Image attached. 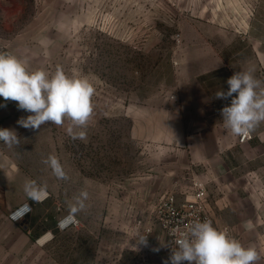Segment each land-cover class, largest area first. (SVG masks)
Returning a JSON list of instances; mask_svg holds the SVG:
<instances>
[{
  "label": "rangeland",
  "instance_id": "1",
  "mask_svg": "<svg viewBox=\"0 0 264 264\" xmlns=\"http://www.w3.org/2000/svg\"><path fill=\"white\" fill-rule=\"evenodd\" d=\"M0 36L30 71L53 74L62 67L95 87L84 141L68 135V121L31 130L17 124L31 113L10 116L7 129L21 140L18 148L6 145L12 165L46 184L63 215L80 191L89 197L86 210L76 214L77 227L47 232L49 241H31L27 255L0 257V264H164L160 250L153 251L156 244L144 246L136 238L143 235L139 221L147 223L152 215L145 197L150 188L123 186L149 166L174 168L184 154L132 138L129 111L133 106L142 114L145 108L155 116L160 105L178 106L196 92L200 104L212 99L204 115L221 118L231 98L216 99L215 93L227 91L228 78L251 69L264 80V0H0ZM263 128L264 123L256 133ZM237 148L233 177L221 169V176H192L187 165L179 177L184 188L169 193L190 196L194 179L208 182L224 200L229 194L218 188H264V156L244 166ZM49 155L58 157L67 180L57 179L42 162ZM84 172L104 187L83 188ZM251 196L264 199L261 191ZM256 243L264 254V240Z\"/></svg>",
  "mask_w": 264,
  "mask_h": 264
},
{
  "label": "crops",
  "instance_id": "2",
  "mask_svg": "<svg viewBox=\"0 0 264 264\" xmlns=\"http://www.w3.org/2000/svg\"><path fill=\"white\" fill-rule=\"evenodd\" d=\"M2 40L0 36V46H6ZM203 83H207V80H203ZM192 85H195L194 82ZM197 99L195 92L194 98L187 102L182 101L178 106L174 104L173 107L166 102L159 106L161 109L155 116L154 113L151 116L147 108V110L143 108L142 114L133 106L132 108L137 110L129 111L133 116L132 138L148 144L162 143L164 149L177 147L180 154H184V158L178 159L174 168L152 165L145 168L143 173L134 175L133 177L137 178H132L125 186L122 184L125 188H150L149 194L147 193L145 197L147 208L152 212L157 203L159 204L170 192L169 188H184L181 187L179 177L186 174L187 165L190 166L189 174L192 176H200L202 172V176L211 178L221 176L225 171L233 177L237 169L235 164L236 153L239 152L237 147L241 148L244 166L255 157L264 156V128L258 133L256 130L253 131L252 139L240 145L237 136H233L224 128L222 117L220 118L218 113L215 114V119H212L211 115H204L205 108L209 110L213 106L211 97L203 104ZM5 103L12 105L0 107V129L8 128L10 116L21 111L17 108V102H5L0 97V105ZM155 117L161 120L155 121ZM256 150L260 153L254 152ZM220 169L223 170L221 174L218 172ZM247 172L250 173V169ZM91 176V173H83V188L104 187L101 182H92ZM28 180L42 184L27 171L13 166L7 157L6 145L0 142V257L27 255L28 243L41 240L47 232L57 231L56 221L64 214L58 199L52 194L42 203L29 200L23 190ZM159 188H163L162 192ZM257 191L264 194V188H218V192L229 194L228 199L224 200L217 197V190H212L208 184L206 207L215 226L220 229L228 227L229 234L245 247L251 246L248 244L255 247L257 241L264 240V199L259 196L254 199L251 196ZM243 194L250 196L244 200ZM176 195L179 201L185 198L182 197L185 194ZM186 198H191V195H187ZM25 202L32 203L34 207L32 214L21 222H12L8 217L9 213ZM259 251L257 252L260 259L256 264H264V254Z\"/></svg>",
  "mask_w": 264,
  "mask_h": 264
},
{
  "label": "clouds",
  "instance_id": "3",
  "mask_svg": "<svg viewBox=\"0 0 264 264\" xmlns=\"http://www.w3.org/2000/svg\"><path fill=\"white\" fill-rule=\"evenodd\" d=\"M227 85V91L215 93L216 99L231 98L230 106L220 111L223 126L233 136H248L264 123V80L257 79L249 69L235 72ZM94 95L95 87L86 76L69 75L62 67H57L53 74L43 69L30 71L24 59L0 51V97L5 102H17L19 110L31 113L17 121L25 129L38 130L48 123L62 126L68 121V135L73 140L84 141L94 113ZM0 107H6V103ZM20 141L14 130L0 129V142L9 148H18ZM42 162L57 179H68L57 156L49 155ZM23 190L35 203H42L49 196L47 185L35 180L26 181ZM88 197V192L82 190L73 198L61 227L75 222L76 214L86 210ZM146 236L137 235L138 244L147 246ZM173 236L175 247H171V255L164 264H256L260 259L255 247H245L228 229L220 230L208 220L194 221L184 231L174 230Z\"/></svg>",
  "mask_w": 264,
  "mask_h": 264
},
{
  "label": "built area",
  "instance_id": "4",
  "mask_svg": "<svg viewBox=\"0 0 264 264\" xmlns=\"http://www.w3.org/2000/svg\"><path fill=\"white\" fill-rule=\"evenodd\" d=\"M0 51L10 52L4 45L0 46ZM237 138L240 144H244L252 139V133L248 136H239ZM191 188V198H185L184 200L179 201L176 194L168 193L162 201L154 207L149 222L145 223L139 221V224L143 225V235H147V242H153L157 245L165 261L168 260L171 255V247H175L173 243L174 230L184 231L190 224L197 220L211 221L213 226L216 227L214 220L206 207L208 184L202 180L194 179ZM49 197L50 196H48V198ZM33 209L34 207L32 203L25 202L11 210L8 217L12 222H21L32 214ZM68 215L69 213L61 216L56 221L55 229L57 231H67L80 224V220L76 216L75 222L69 224L67 227H61V222L68 217ZM14 216L21 218L14 219ZM223 229H228L229 231L228 227L221 228L220 230ZM49 233L52 234V231L48 232V234ZM48 234L44 235V242H47L52 238V236L48 237Z\"/></svg>",
  "mask_w": 264,
  "mask_h": 264
},
{
  "label": "bare ground",
  "instance_id": "5",
  "mask_svg": "<svg viewBox=\"0 0 264 264\" xmlns=\"http://www.w3.org/2000/svg\"><path fill=\"white\" fill-rule=\"evenodd\" d=\"M41 240H42V241H44V240H45V238H42ZM41 240H39V241H41Z\"/></svg>",
  "mask_w": 264,
  "mask_h": 264
}]
</instances>
